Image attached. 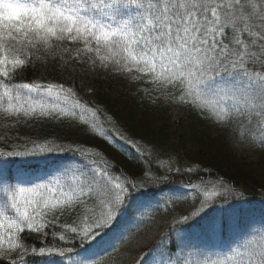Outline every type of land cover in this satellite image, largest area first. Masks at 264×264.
<instances>
[{
    "label": "snow or ice",
    "instance_id": "1",
    "mask_svg": "<svg viewBox=\"0 0 264 264\" xmlns=\"http://www.w3.org/2000/svg\"><path fill=\"white\" fill-rule=\"evenodd\" d=\"M65 54V64L83 56L157 90L173 89L174 100L218 123H239L242 135L264 146V0H0V117L78 118L95 130L97 112L71 88L14 82L34 59L64 60ZM37 151L51 149L0 152V256L19 250L23 260L28 249L20 234L58 223L82 242L102 241L136 194L134 183L95 160L94 167L46 179L13 177V158ZM195 191L198 198L202 192L200 207L175 223H188L219 195L207 186ZM66 251L31 249L39 256ZM70 264L93 262L81 257ZM207 264H264V225Z\"/></svg>",
    "mask_w": 264,
    "mask_h": 264
},
{
    "label": "trees",
    "instance_id": "2",
    "mask_svg": "<svg viewBox=\"0 0 264 264\" xmlns=\"http://www.w3.org/2000/svg\"><path fill=\"white\" fill-rule=\"evenodd\" d=\"M65 60L67 54L64 60L34 59L14 74V82L71 88L81 104L97 112L96 128L78 118L21 117L17 122L0 117V152L51 149L13 158L11 175L46 179L65 169L94 167L95 160L107 162L111 174L134 183L137 191L102 241L82 242L59 223L43 232L26 230L20 234L28 249L23 260L16 250L0 256V264H70L81 257L93 264H207L245 233L261 229L264 146L242 135L239 123H218L174 100L175 90H157L111 66H93L83 56L67 64ZM204 186L219 195L199 216L175 223L200 207L202 192L198 198L195 189ZM33 248L73 251L64 257L39 256Z\"/></svg>",
    "mask_w": 264,
    "mask_h": 264
}]
</instances>
